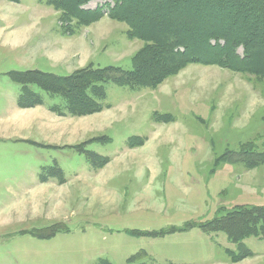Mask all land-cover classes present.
Listing matches in <instances>:
<instances>
[{
    "label": "rangeland",
    "instance_id": "obj_1",
    "mask_svg": "<svg viewBox=\"0 0 264 264\" xmlns=\"http://www.w3.org/2000/svg\"><path fill=\"white\" fill-rule=\"evenodd\" d=\"M187 1L171 11L173 30L199 20L190 4L201 0ZM128 31L106 13L79 25L47 0H0V88L21 94L14 72L130 70L148 42ZM27 86L64 109L63 97ZM104 90L100 111L48 122L61 136L75 128L58 144L0 138V264H264V240L244 238L251 253L236 260L224 232L198 228L237 205H264V161L231 154L249 142L264 151V75L189 63L152 88ZM136 136L143 144L128 146Z\"/></svg>",
    "mask_w": 264,
    "mask_h": 264
},
{
    "label": "trees",
    "instance_id": "obj_2",
    "mask_svg": "<svg viewBox=\"0 0 264 264\" xmlns=\"http://www.w3.org/2000/svg\"><path fill=\"white\" fill-rule=\"evenodd\" d=\"M90 1L47 0L50 6L61 11L64 18L77 20L79 25H88L106 13L111 19L125 23L129 35L148 44L137 54L130 70L120 67L96 68L66 77L37 71L10 73L12 80L21 86L22 92L17 100L20 108L41 104L38 94L27 86L29 83L63 97L66 113L82 116L101 110L98 98L106 94V83L152 88L189 63L264 75V0L195 1L190 6L196 15H191L199 20L196 22L198 25L195 23L190 30L185 26V29L173 30L168 25L171 11L174 12L179 4H188L187 0H110V4L106 2L94 10L84 9ZM223 10L228 15L221 16ZM239 48L242 49L241 55L237 52ZM159 117L163 121L170 120L167 114ZM143 142L141 137H131L128 146H140ZM257 147V144L249 142L238 153L231 154L247 162L248 166H258L264 161V151H259ZM89 155L97 156V160L103 164L108 161L107 157ZM198 228L224 232L228 239L238 244L239 253L235 254L234 259L247 257L251 252L241 241L247 237L264 240V205H237L220 217L199 223ZM55 231L46 237L52 236Z\"/></svg>",
    "mask_w": 264,
    "mask_h": 264
},
{
    "label": "crops",
    "instance_id": "obj_3",
    "mask_svg": "<svg viewBox=\"0 0 264 264\" xmlns=\"http://www.w3.org/2000/svg\"><path fill=\"white\" fill-rule=\"evenodd\" d=\"M36 93L41 99V104L31 108H20L17 105L20 93L14 96L11 90L0 88V100H3L5 104L3 108L0 107V138H18L41 146L45 144H58L64 137L70 138L74 135L75 128H72L73 130H71L70 125L61 136L59 132L54 130V128L48 124V122L68 118L65 117V113H61L66 111L52 105L51 108H48V105L45 103L43 97L40 96V93ZM39 109H41L40 112L42 113V116L38 119L29 118L30 115L34 114H30V112L39 111ZM34 137H39L42 142L33 141L32 139ZM53 168L60 170L57 164H54ZM47 179L48 178H43L40 182L49 181Z\"/></svg>",
    "mask_w": 264,
    "mask_h": 264
}]
</instances>
